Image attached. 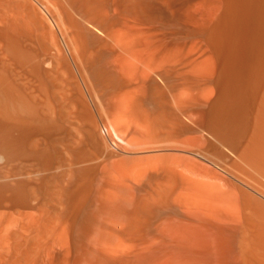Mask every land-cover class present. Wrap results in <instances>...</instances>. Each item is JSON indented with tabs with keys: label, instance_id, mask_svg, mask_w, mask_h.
I'll return each mask as SVG.
<instances>
[{
	"label": "bare ground",
	"instance_id": "6f19581e",
	"mask_svg": "<svg viewBox=\"0 0 264 264\" xmlns=\"http://www.w3.org/2000/svg\"><path fill=\"white\" fill-rule=\"evenodd\" d=\"M0 264H264V0H0Z\"/></svg>",
	"mask_w": 264,
	"mask_h": 264
}]
</instances>
